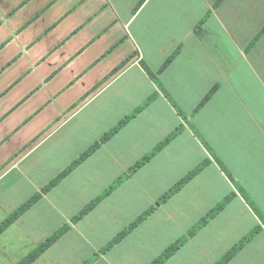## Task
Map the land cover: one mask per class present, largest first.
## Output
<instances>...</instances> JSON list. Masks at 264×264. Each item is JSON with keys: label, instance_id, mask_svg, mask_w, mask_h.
<instances>
[{"label": "crops", "instance_id": "1", "mask_svg": "<svg viewBox=\"0 0 264 264\" xmlns=\"http://www.w3.org/2000/svg\"><path fill=\"white\" fill-rule=\"evenodd\" d=\"M151 98L0 234V260L23 247L21 262L70 224L33 264H84L95 254L92 264H151L234 194L165 264H217L258 226L227 264H264V224L241 194L264 217V0H0V225Z\"/></svg>", "mask_w": 264, "mask_h": 264}, {"label": "trees", "instance_id": "2", "mask_svg": "<svg viewBox=\"0 0 264 264\" xmlns=\"http://www.w3.org/2000/svg\"><path fill=\"white\" fill-rule=\"evenodd\" d=\"M177 51L175 55L178 54ZM172 58L168 60L165 67L172 61ZM143 69L146 71L148 76L160 87L157 76L153 73L148 66L141 62ZM215 90V89H214ZM212 93L206 98V101L210 98ZM167 97L170 101L171 98L167 94ZM152 100V98L146 102V104L138 109L133 115L127 117L122 122H120L112 131L107 133L99 142H97L94 146H92L89 150H87L84 154H82L72 165H70L67 169H65L59 176H57L54 180H52L47 186H45L42 190V193H38L33 196L29 201H27L24 205H22L17 211L14 212L12 216H10L4 223L0 225V234H2L9 226H11L16 220H18L22 215H24L28 210H30L42 197L44 194L48 193L55 186H57L65 177H67L72 171H74L80 164H82L86 159H88L92 154H94L104 143L109 141L121 128H123L136 114L141 112ZM183 130V127L178 128L173 134H171L165 141H163L160 145H158L150 154L146 155L141 161H139L135 166H133L127 174L118 179L105 193L95 199L92 203H90L82 212H80L76 217L73 218V224H76L80 220H82L85 216H87L94 208H96L104 199H106L110 194H112L116 189H118L125 181H127L131 176H133L139 169L148 164L154 156H156L163 148H165L177 135H179ZM206 144V143H205ZM212 152V150H210ZM213 153V152H212ZM218 161V158H216ZM223 171L226 173L228 177L231 178L230 173L227 169L222 165L220 161H218ZM209 164V160L202 163L192 172H190L186 177H184L181 181H179L173 188H171L156 204L151 207L147 211H145L139 218H137L132 224H130L126 229H124L118 236H116L106 247L101 250V254H105L110 251L113 247L119 244L124 238H126L134 229H136L142 222H144L149 216H151L156 209L166 203L170 198H172L175 194L180 192L183 187L188 184L195 176H197L207 165ZM242 196L246 199L248 204L252 207L258 217L264 224V217L260 213L259 209L255 206L252 200L241 190ZM234 194L230 195L226 198L222 203L217 205L214 209H212L206 216H204L190 231L187 235L181 237L178 241L168 247L157 259H155L151 264H165L170 258H172L178 251H180L186 243L197 235V233L207 226L210 221L216 218L228 205V203L232 200ZM72 226L70 224L65 225L61 229H59L56 233H54L50 238H48L43 244H41L36 250L31 252L25 259H23L19 264H33L39 257H41L49 248H51L58 240H60L70 229ZM262 228L258 226L255 228L248 236H246L239 244H237L232 250H230L217 264H227L232 258L247 244L249 243L261 230ZM99 254H95L89 261L84 264H92L97 258Z\"/></svg>", "mask_w": 264, "mask_h": 264}, {"label": "rangeland", "instance_id": "3", "mask_svg": "<svg viewBox=\"0 0 264 264\" xmlns=\"http://www.w3.org/2000/svg\"><path fill=\"white\" fill-rule=\"evenodd\" d=\"M21 249L16 250L14 257L10 261H8L6 259H2V260H0V264H18L20 262L19 260H21V258H22L21 257L22 256Z\"/></svg>", "mask_w": 264, "mask_h": 264}]
</instances>
